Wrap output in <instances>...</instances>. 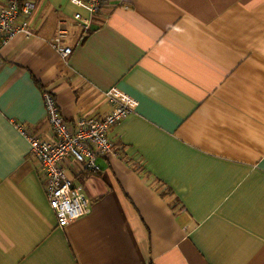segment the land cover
<instances>
[{"label":"crops","instance_id":"crops-1","mask_svg":"<svg viewBox=\"0 0 264 264\" xmlns=\"http://www.w3.org/2000/svg\"><path fill=\"white\" fill-rule=\"evenodd\" d=\"M34 1L1 50L0 264H264V0H104L87 31ZM113 87L137 106L98 172L67 161L90 212L61 226L15 124L49 137L43 90L71 121Z\"/></svg>","mask_w":264,"mask_h":264},{"label":"built area","instance_id":"built-area-1","mask_svg":"<svg viewBox=\"0 0 264 264\" xmlns=\"http://www.w3.org/2000/svg\"><path fill=\"white\" fill-rule=\"evenodd\" d=\"M104 0H70L80 10L73 15L82 30L91 28L94 16L98 14ZM34 0H0V62L1 50L16 36H34L31 20L35 11ZM64 30H60L52 42L61 58L66 59L72 52L70 46L62 44ZM110 111L106 115L65 119L52 93L44 91L46 128L49 137L28 135L22 126L15 127L29 143V157L37 164L43 175V182L49 207L58 224L65 225L90 212V204L83 192L82 184L75 181L67 161L81 166L82 170L98 172L97 158L114 150L108 137L109 131L132 113L137 100L116 87L105 92Z\"/></svg>","mask_w":264,"mask_h":264},{"label":"trees","instance_id":"trees-1","mask_svg":"<svg viewBox=\"0 0 264 264\" xmlns=\"http://www.w3.org/2000/svg\"><path fill=\"white\" fill-rule=\"evenodd\" d=\"M35 84H37L41 88V86L39 85V83L37 81H35ZM43 92H44V90H43Z\"/></svg>","mask_w":264,"mask_h":264},{"label":"rangeland","instance_id":"rangeland-1","mask_svg":"<svg viewBox=\"0 0 264 264\" xmlns=\"http://www.w3.org/2000/svg\"><path fill=\"white\" fill-rule=\"evenodd\" d=\"M63 44V43H62Z\"/></svg>","mask_w":264,"mask_h":264}]
</instances>
